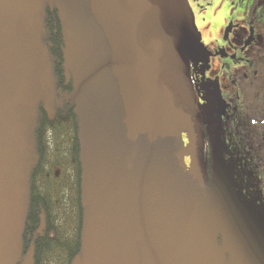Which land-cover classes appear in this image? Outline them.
I'll return each mask as SVG.
<instances>
[{
  "label": "rangeland",
  "instance_id": "374dc122",
  "mask_svg": "<svg viewBox=\"0 0 264 264\" xmlns=\"http://www.w3.org/2000/svg\"><path fill=\"white\" fill-rule=\"evenodd\" d=\"M0 2L14 13L0 29V264H33L31 252L21 259L32 127L37 107L53 109L57 99L40 39L45 2L61 17L81 120L86 222L74 264H264V246L254 242V226L264 227V171L247 175L255 183L247 197L233 177L219 190L204 191L172 158L180 138L128 141L110 47L90 0Z\"/></svg>",
  "mask_w": 264,
  "mask_h": 264
},
{
  "label": "water",
  "instance_id": "95a60500",
  "mask_svg": "<svg viewBox=\"0 0 264 264\" xmlns=\"http://www.w3.org/2000/svg\"><path fill=\"white\" fill-rule=\"evenodd\" d=\"M90 9L111 50L127 140L147 136L152 144L186 134L178 166L205 189L206 130L191 68L208 63L210 52L189 1L90 0Z\"/></svg>",
  "mask_w": 264,
  "mask_h": 264
},
{
  "label": "trees",
  "instance_id": "16d2710c",
  "mask_svg": "<svg viewBox=\"0 0 264 264\" xmlns=\"http://www.w3.org/2000/svg\"><path fill=\"white\" fill-rule=\"evenodd\" d=\"M13 16L9 6L0 2V29H5L7 19ZM40 30V39L51 64L57 99L53 109L43 104L37 107L32 127L35 158L28 179L21 259L31 252L33 264H74L83 250L86 222L81 120L72 95L73 82L66 72L65 35L61 17L58 9L49 2H45L42 7ZM215 141L209 139L206 156L208 186L202 190H219L225 179L233 177L240 195L247 197L252 187L247 179L249 162L246 170L242 167L243 161L247 160V148L243 147L238 157L232 150L226 149L224 160H231L227 163L218 156ZM172 158L177 168L184 173L178 167L175 154H172ZM192 181L200 188L196 181ZM240 201L236 200L238 203ZM233 219L238 222L237 217L233 216ZM254 227L259 238L254 241L255 247L260 248L264 246V227ZM260 259L264 261V257Z\"/></svg>",
  "mask_w": 264,
  "mask_h": 264
},
{
  "label": "flooded vegetation",
  "instance_id": "af4514ba",
  "mask_svg": "<svg viewBox=\"0 0 264 264\" xmlns=\"http://www.w3.org/2000/svg\"><path fill=\"white\" fill-rule=\"evenodd\" d=\"M188 1L210 52L208 63L192 64L191 68L206 130V156L209 139L216 140L222 160L226 149L238 157L242 146L248 147L249 177H254L257 171H264V0ZM122 107L124 110L123 102ZM141 137L150 143L147 136ZM179 138L181 147L188 143L186 134ZM250 179L253 189L255 183Z\"/></svg>",
  "mask_w": 264,
  "mask_h": 264
}]
</instances>
